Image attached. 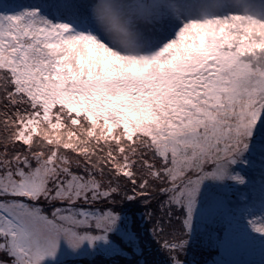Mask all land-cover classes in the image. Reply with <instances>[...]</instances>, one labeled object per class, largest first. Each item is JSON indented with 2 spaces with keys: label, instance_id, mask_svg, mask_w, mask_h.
Wrapping results in <instances>:
<instances>
[{
  "label": "snow or ice",
  "instance_id": "6c2138e0",
  "mask_svg": "<svg viewBox=\"0 0 264 264\" xmlns=\"http://www.w3.org/2000/svg\"><path fill=\"white\" fill-rule=\"evenodd\" d=\"M83 258L264 264V0H0V264Z\"/></svg>",
  "mask_w": 264,
  "mask_h": 264
},
{
  "label": "rangeland",
  "instance_id": "374dc122",
  "mask_svg": "<svg viewBox=\"0 0 264 264\" xmlns=\"http://www.w3.org/2000/svg\"><path fill=\"white\" fill-rule=\"evenodd\" d=\"M69 264H89V261L87 258L75 260V261H69Z\"/></svg>",
  "mask_w": 264,
  "mask_h": 264
},
{
  "label": "trees",
  "instance_id": "16d2710c",
  "mask_svg": "<svg viewBox=\"0 0 264 264\" xmlns=\"http://www.w3.org/2000/svg\"><path fill=\"white\" fill-rule=\"evenodd\" d=\"M199 258V257H198Z\"/></svg>",
  "mask_w": 264,
  "mask_h": 264
}]
</instances>
